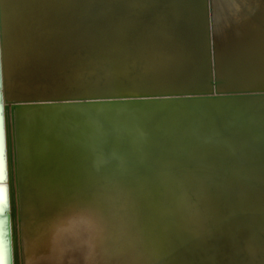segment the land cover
<instances>
[{
    "label": "bare ground",
    "instance_id": "obj_1",
    "mask_svg": "<svg viewBox=\"0 0 264 264\" xmlns=\"http://www.w3.org/2000/svg\"><path fill=\"white\" fill-rule=\"evenodd\" d=\"M216 1L217 3L212 0V28L208 0L205 1V7L201 6L200 0L4 1V13H7L4 18V28L8 35V44L5 46L4 74L8 88V100L3 99L2 108L3 120L5 117L8 119L11 156L10 182L7 187L11 189L15 209L16 240L15 247L12 246L13 264H165L168 254L172 257V253L173 258L175 256H177L175 259L179 258V261L174 259L176 263L183 264L187 263L189 258L193 261L194 256L198 257L199 247H194L196 240L201 239L202 244L206 246H208L207 243L213 245V241L216 242L215 237L213 241L211 240L212 242L209 241L212 237L209 229H213L210 227L216 221L218 223L214 225L218 227L222 241L220 242L217 238L216 233L219 232L214 228L213 235L216 236L220 245L216 246L218 249L209 245L212 250L215 249L212 251L214 253L206 246L204 248L207 251L203 248L208 254L203 252L201 255L203 258L198 257V259L202 258L200 259L202 264H256V260L264 264V206L261 207L262 209L259 208V211L254 208L261 204L259 202H263L264 194L260 189L262 183L259 185L258 182H263L264 178L262 180L259 175V180L262 181L255 180L260 188L256 187V182L253 183L255 185L251 184L255 187L248 185L261 173L260 169L254 178L256 175L254 171L259 168H251L254 167L252 159L261 164L260 167H264V145L259 144L261 140L257 141L259 145L253 143L252 138L253 130H256L255 125L257 126L259 120L257 115L264 112V104L262 105L264 98L258 95L261 98L260 102L257 96L259 92H254L256 96L253 95L252 98L251 92L248 93L251 95L250 99H243V94L241 97L232 96V94L231 96L229 94L214 96L213 94L208 99L199 96L193 100L165 99L161 101L158 99L150 103L132 101L133 103L124 102L120 109L117 108L116 101L31 108H28L27 104L57 103L60 105L74 101L34 103L13 101L22 97L100 94L125 90L128 87L138 89L141 86L144 90L201 88L200 85H206L207 80H205L207 74H203L204 70H201L200 66L201 54L204 48H212L210 40L206 45V29H209V32L212 29L214 39H221V44L226 45L229 42L226 36L230 34L225 36L224 30L228 27L229 19L234 11L232 2L228 5L230 0L229 2ZM244 1H246V3L243 2L244 4L247 2L250 3L249 5L253 4L251 5L252 10H255V6L259 4L256 8L260 7V10L257 9L256 12L250 10L252 12L248 18L245 15L249 13L243 14L241 8L242 13L238 11L243 14L242 17L239 14V16L233 14L234 17L238 16L235 20L241 19V21L238 19L239 26L234 25V20L231 21L235 28L237 27L238 32L231 27L239 33L240 37L242 36L241 38L237 36L238 40L240 38L239 41L243 40L242 44L245 42L250 43L249 46L254 44L256 51L252 53V57L248 55V58L254 59L251 62L255 66L258 62L255 64L256 55L254 54L261 51L259 47L264 48V0L257 4L253 3L254 0ZM243 3L239 2L241 5ZM21 5L24 8H26L25 5L28 6L26 13L20 11ZM251 6L246 7L250 9ZM237 8L238 6L235 9ZM17 9L20 12L17 13ZM247 9L244 10L247 11ZM253 12L255 14H252ZM252 15L254 19H251ZM243 29L245 30L242 31ZM234 35L231 36L235 38L236 35ZM243 47L244 51L248 49ZM235 50L243 55L242 49L239 51L234 48L233 51ZM252 51L251 49L250 52ZM261 53H258V57L261 55L264 57V52ZM242 57L248 60L247 56ZM261 62L260 64H263ZM261 67L264 68V64ZM244 68L247 73L246 67ZM197 69H200L202 76L198 73L199 70L196 71ZM249 69H253V66ZM187 71L195 76L198 73L200 77L196 76V78L198 77L200 81L203 79L205 82L199 83L197 80L199 84L192 87L186 85L187 82L184 84L186 79L183 81L181 75ZM257 71L254 70V75ZM259 71L264 72V69ZM260 72V76L255 75L257 79L262 75ZM219 77L222 78L223 75ZM249 77H253L252 74ZM249 77L248 81L253 84V79ZM256 78L254 80H257ZM261 78L264 80L263 77ZM258 81L255 84H260ZM239 84L243 86L244 83ZM15 90L16 93H13ZM24 93L35 96H25L26 94L23 96ZM16 105H25L21 110L19 145L16 139L17 132L14 129L16 115L13 109ZM116 119L127 122H124L126 124L125 128L123 127L124 130L120 128L122 124L117 123L120 125L119 128L117 127L119 132L122 131L121 134L117 132L120 136L115 132V126H117L115 121L119 122ZM75 121L81 122L80 127H76L72 135L68 134L67 132L71 130ZM262 121L260 122L263 123ZM261 123L259 124L263 127ZM12 129L14 131L11 133ZM260 130L263 132L264 129ZM263 133H260V136ZM2 141L0 125V145ZM38 141L42 143L39 146ZM28 143H32L36 150L35 154L27 159L23 155L29 152L28 149L26 150ZM44 145H48L49 148L43 149ZM242 160L247 161V164L248 161L253 163V165L249 163L251 166L248 168L254 172L253 175L251 174L253 177V179L250 177L251 181L248 177L245 178L247 164L243 167ZM104 164L106 166L101 169ZM240 164L242 169L238 171ZM225 168H232V172L228 169V172H231L230 175L238 172L235 178L238 181H233L232 177L227 176L230 178L229 182L226 179L224 182L240 184L239 178L241 182L243 178L239 176L243 174L245 180H249V183L247 181L241 183L248 184L239 186L242 187L240 189L247 188L243 192L239 191V187L237 188V184L234 183L237 191L240 194L243 193L240 195L241 199L239 195V199L237 198V191L233 190L235 189L234 184L229 188L227 187L229 184L225 183L228 189L224 186L221 179L223 180L225 175H220L223 176V178L220 177L221 179L218 177L219 174L216 172L219 173V170L223 172L222 169L225 170ZM19 170L20 175L30 173V177L24 179L25 184L22 183V189L20 188ZM33 170L36 175L31 176ZM98 170L101 171L98 172ZM242 170H244L243 173ZM249 171H246V174L249 173L247 176L251 173ZM213 178L214 180L218 178V185H221L219 187L223 185L222 190L225 189V193H217L221 188L217 189L218 185L212 181ZM214 187L216 191L212 192ZM226 189L234 193H227ZM226 193L229 194L234 206L230 204ZM231 193L235 195L234 200V195H230ZM189 194L194 195L195 200L197 199L195 203L201 201L199 204L203 203L204 209L205 207L215 209L216 200L225 206L223 203L228 199L227 204L232 206L229 207L226 204L217 212L218 216L214 213L217 208L213 209L214 212L209 211L208 208V212H213V215L209 214L210 217L212 216L213 219L215 216L217 220L207 217L208 214L203 211L206 216L201 215L203 213L199 212V208L194 212L200 213L201 218L197 213L188 216L187 212L190 210L186 205L189 197L190 200L192 199ZM222 194H225V199L222 198L224 201L219 200ZM37 196L48 199L45 203L48 207L45 206L46 209L38 217L35 233L29 235L31 223L28 225L25 222L31 216L33 201L38 199ZM213 197L216 198L214 205ZM236 202L242 205L243 210L239 208L240 205L235 204ZM219 204L218 208L221 206ZM244 205L246 208L251 205L249 206L252 208L251 211H255L254 208L256 212L249 213V207V210L244 209ZM228 208L231 213L226 214V210L224 213L223 210ZM186 209L188 211L184 214ZM204 209L201 208L200 211ZM244 210L249 212H244ZM235 211H238V214L243 211L253 216L250 217L249 214L246 216L243 212L242 215L237 216ZM230 214H234L237 218L241 216L242 220L248 217V220L253 218L251 220L253 224L251 225L252 222L246 220L243 224L239 218L233 216V219H237L241 225L248 226V223L251 225L250 227L245 226L246 228L240 227V223L234 221ZM181 215H187L186 217L189 218L188 220L184 218V223L186 221L189 224L187 225L189 232L199 234L195 238L190 236L188 228H185L183 232L186 224L179 221L183 220ZM244 215L245 219L242 218ZM202 216L205 217L203 220ZM207 218H210L208 219L210 222L205 220ZM204 220L210 225L205 223L209 228L206 234L209 238L204 237V240L208 241H205L206 244L202 237H199L200 234L205 236L207 232L201 227L204 225ZM232 220L234 226L236 223L235 229L233 224L231 225ZM211 221L215 222L210 224ZM181 223L184 224L183 227ZM238 223L240 226L237 227ZM214 225L212 227H215ZM198 226L200 230L203 228L201 230L203 233L198 232L200 231ZM181 228L183 231L179 230ZM138 238L142 239L141 245L137 243ZM190 239H193L195 243H191ZM24 242L26 244L23 246ZM132 242L140 245V248L138 249L139 246L136 248ZM201 242L197 241L196 245L198 246ZM145 243L148 245L147 250L150 246L158 252L147 253ZM199 249L203 250L202 247ZM192 250H196L193 251L196 253L191 252ZM159 252L167 254L160 255ZM152 254H159L163 258L168 256L164 260L154 255L157 259L155 261L151 257ZM173 258L168 257L169 260L174 261ZM158 260H164V263L163 261L159 263ZM195 260L194 264H196ZM199 262L198 260L197 263ZM0 264H6V249L1 235Z\"/></svg>",
    "mask_w": 264,
    "mask_h": 264
},
{
    "label": "rangeland",
    "instance_id": "obj_2",
    "mask_svg": "<svg viewBox=\"0 0 264 264\" xmlns=\"http://www.w3.org/2000/svg\"><path fill=\"white\" fill-rule=\"evenodd\" d=\"M208 1H209V0H208ZM225 1H226V2H229V0H228V1H227V0H223V2H225ZM238 1H239L240 3H243V2L246 3V1H244V0H243V1H242V0H238ZM238 1H232V0H230V2L228 3V5H229V4H231V2H232V4H231V5H232V9H234L233 14H235V15H238V14H239V15L241 16V15H243V14L249 13V14L245 15V16H248V15L251 14L252 11L256 12L257 9L260 8V7H259V8H256V6L259 5V4H257V3H260L261 0H260L259 2H256V1H258V0H256V1H255V0L253 1V0H252L253 3L255 2V3L257 4V5L255 4L256 6L254 5L255 8L253 7L255 10H252V6H253V4H251V5H252V6H251V5H249L250 3L247 2L248 5H247V4H244V3L241 5V4H239ZM213 2H216V3H217L216 0H213ZM234 2H236V3H238V4H235ZM250 2H251V1H250ZM219 3H222V2H219ZM251 3H252V2H251ZM234 5H235V6H234ZM236 5L238 6L237 9H235V8L237 7ZM244 5H245V6H244ZM246 6H247V7H250V6H251V8H250V9H249V8L247 9ZM20 7H22V5H21ZM25 7H26V8L22 7V9L20 10V11H22V13H23V11H24V12H25V11L27 12V8H28V6L25 5ZM244 7H246V8H244ZM23 8H24V9H23ZM241 8H242L243 14H241V13H242L241 10H240ZM244 9H247V11L244 10ZM238 10H239L241 13H240ZM250 10H252V11H250ZM259 10H260V9H259ZM20 11H18V9H17V13L20 12ZM235 11H237V12H239V13H236ZM244 11H245V12H244ZM248 11H249V12H248ZM26 12H25V13H26ZM254 12H253L252 14H255ZM233 14L231 15L232 17L235 16V15H233ZM15 15H16V13H15ZM239 15H238V16H239ZM238 16H236V17H238ZM232 17H230L231 19H229L228 27L225 28V30H224V35H225V36L228 35V33L230 34L229 36H226V37L228 38L227 40H229V42L227 43L228 45H227V44H226V45L221 44V43H222V42H220L221 39H219V40L216 39V40H215V47H216V51H217V59H218V61H219V62L217 61V71H218V73H220V74H219L220 76L223 75V77H222V78L220 77V78L225 80V83H224L225 86H224V85H222V86H224V87H227L228 85H229L228 87H232V86H235V87H236V86H242L241 84H239L240 82H242V83H244V84L247 83L248 85H250L251 81H248V77H249L251 74H252L253 77H249V78H250V79H251V78L253 79L252 82H253V84L255 85V83L259 80V78H261V77L264 78V72H262V71L260 72V71H259L260 69H264L263 67H261V66H263V64H264V57L261 55V54L264 52V51L262 52V49L264 50V48L259 47V50H261V51L258 52V53H261V52H262V53L260 54V55H261L260 57H261L262 59H261L260 57H258L259 54H258L257 52H255L254 55H256V57H257V58H256V57L254 56V57H255V64H256L257 62H258V64L254 66L253 62H251V61H253L254 59L252 58L253 60H251V58H248V55H250L249 57H252V56H253L252 53H253L254 51H256V50H255V47H253L254 44H251L252 46H249L250 43H249V44L246 43L245 40H244L245 43L243 42L244 44H242V41H243V40H242V41H239L240 38H241L242 36L240 37V36L238 35L239 33H237L238 30L236 29L237 27L235 28V26H236V24L239 26L238 21H239V20L241 21V19L238 18L239 20H238V19L235 20L236 17H234V19H233ZM241 17H242V16H241ZM249 17H250V16H248V18H249ZM253 17H254V16L252 15L251 19H252ZM253 19H254V18H253ZM232 20H234L233 22H234V25H235V26H234L233 23L231 22ZM253 21H254V20H253ZM230 22H231L232 24H231ZM231 26H232L235 30H237V32H236L235 30H233V28H232ZM229 27H230V28H229ZM245 28H246V27H245ZM238 29H239V27H238ZM230 30H231V32H230ZM244 30H245V29H243L242 31H244ZM227 31H229V32H227ZM240 31H241V30H240ZM234 34L236 35L235 38H233V36H231V35H234ZM235 35H234V36H235ZM237 36L240 37L239 40H238V37H237ZM231 37H232V38H231ZM229 38H231V39H229ZM234 39H235V42H234ZM236 39H237L238 41H237ZM217 40H218V43L216 42ZM232 41H233V42H232ZM230 42H232V43H230ZM236 42L239 43V44L237 45ZM235 43H236V44H235ZM232 44H233V45H232ZM247 44H248V46H249L250 48H248V46H246ZM227 46H228V47H227ZM229 46H230V47H229ZM243 46H245V48L247 47L248 49H246V50L244 51V50H243V49H244ZM256 47H257V45H256ZM230 48H231V50H230ZM234 48L239 49V51H241L240 49H242V51H244V52H243V55H245V57L247 56L248 60L242 57L243 55H242L241 52L239 53V52L236 51V50H235L236 52L233 51ZM260 48H261V49H260ZM205 49H206V50H205ZM210 49H212V48H210ZM232 49H233V50H232ZM249 49H250V50H249ZM251 49L253 50L252 52H250ZM247 50H249V51L246 52ZM259 50H257V51H259ZM206 51H207V47L204 48V51H203V53L201 54V55H202V56H201L202 59H201V65H200V66L202 67V68L200 67L201 70H202V69L204 70V71H203V74H204V75L207 74V69H208V67H207V66H208V62H207V61H208V58H206ZM218 51H219V52H218ZM249 52H250L251 54H250ZM221 53H222V54H221ZM229 53H230V54H229ZM237 53H238V54H237ZM245 53H246L247 55H246ZM203 54H204V55H203ZM239 54L241 55L242 60H241V57L239 58ZM263 55H264V53H263ZM258 58H260V59H258ZM220 59H221V60H220ZM228 59H230V60H228ZM243 59H245V61H244ZM225 60H227V61L225 62ZM256 60H257V61H256ZM259 60H261V61L263 60L262 62L260 61V62L263 63V64H260ZM209 61H210V58H209ZM246 61H247V62L249 61V63H247ZM203 62H204V63H203ZM210 62H211V61H210ZM245 62H246V64H248L247 66H245V65H246ZM232 63H233V64H232ZM242 63H243V64H242ZM203 64H204V65H203ZM235 65H236V66H235ZM237 65H239V66H237ZM250 65H251V66H250ZM259 65H260V67L257 68L256 66H259ZM203 66H204V68H203ZM205 66H206V67H205ZM243 66L246 67V69H247L246 72H247V73H245V70H244L245 68H244ZM248 66H250V67H248ZM252 66H253V69L250 70L249 68H251ZM247 67H248V68H247ZM254 67H255L256 69H254ZM205 68H206V69H205ZM241 68H243V69H241ZM238 69H239V70H238ZM198 70H199L198 73H200V76H202V74H201L202 72L200 71V69H197L196 71H198ZM229 70H230V71H229ZM252 70H253V71H252ZM254 70H255V72H256V70H258L257 73L255 74L256 76L259 75V72H260V74L262 73L263 76L261 75V77H258V79H257L256 76L254 75V73H255ZM243 71H244V72H243ZM227 72H228V73H227ZM249 72H250L251 74H250ZM252 72H253V73H252ZM194 73H196V72H194ZM198 73H196V76L199 75ZM229 73H230V74H229ZM185 74H186V75H185ZM197 74H198V75H197ZM244 74H245V76H244ZM246 74H249V75L246 76ZM183 75H184V77H183ZM204 75H203V76H204ZM230 75H231L232 77H229ZM189 76H190V77H189ZM196 76H195L194 74L192 75V72H191V74H190V72H188V71H187V72H184V73L181 75L183 81H185L184 79H186V81L184 82V84H186V82H187L188 84H186V85H189V86L191 85V87H192L193 85H196V84H197V82H196V81L198 80L197 78L200 77V76H198L197 78H196ZM234 76H235V77H234ZM254 76H255V77H254ZM259 76H260V75H259ZM14 77H15V76L13 75V78H14ZM187 77H188V78H187ZM194 77H195L196 80H195V79H191V78H194ZM205 77H206V75H205ZM225 77H226L227 79H228V77H229V79L227 80ZM202 78H204V77H202ZM255 78H256L257 80H254ZM199 79H200V78H199ZM231 79H232V80H231ZM243 79H244V80H243ZM205 80H206V78H205ZM226 80H227V82H226ZM230 80H231V81H230ZM239 80H241V81L239 82ZM245 80H247V82H246ZM261 80H263V79L261 78V79L259 80L260 83H262V82L264 83V80H263V81H261ZM259 81H258V82H259ZM198 82H199V83H201V82L204 83L205 81H203V79H202V81L198 80ZM248 82H250V83H248ZM199 83H198V84H199ZM198 84H197V85H198ZM244 84H243V85H244ZM247 84H246V85H247ZM251 84H252V83H251ZM257 84H258V83H257ZM197 85H196V86H197ZM204 86H205V84H204ZM204 86H203V85H202V86L200 85L201 88L204 87ZM13 93H16V90L13 91ZM102 93H103V92H102ZM249 93H250V92H249ZM256 93H257V92H256ZM262 93L264 94L263 91H260L259 93H257V96H258V95H259V96H262V99H263L264 96H263ZM25 94H26V95H25ZM250 94H252V96H251ZM250 94L247 93V95L245 96V93H244L243 96H242L243 99H244V98H245V99H246V98H249V99H250V96H251V98L254 97V96H256V94H255L254 92H251ZM22 95H23V96H24V95H25V96H27V95H28V96H33L34 94H27V93H24V94H22ZM218 95H221V94H214V96H218ZM223 95H226V94H223ZM229 95L231 96V94H229ZM233 95H234V96H240V97H241L242 94H241V95L232 94V96H233ZM253 95H254V96H253ZM20 96H21V95H20ZM34 96H35V95H34ZM244 96H245V97H244ZM247 96H248V97H247ZM259 96H258V97H259ZM22 98H23V97H22ZM25 98H26V97H25ZM255 98H256V97H255ZM259 99H260V102H261V98H260V97H259ZM118 102H119V101H116V103H117V105H118L117 108L120 109V106H121L124 102H122V103H121V101H120L119 103H118ZM134 102H135V101H134ZM15 103H16V102H15ZM17 103H18V102H17ZM19 103H20V102H19ZM21 103H22V102H21ZM24 103H26V102H24ZM125 103H126V102H125ZM131 103H133V102L131 101ZM263 104H264V99L262 100V105H263ZM259 105H260V104H259ZM262 105H260V107H262ZM260 107H259V108H260ZM263 107H264V105H263ZM263 107H262V108H263ZM263 110H264V109H263ZM118 111H119V110H118ZM257 112L259 113V109L257 110ZM260 112H262V109H261V108H260ZM258 113H257V114H258ZM259 114H260V115H257V116H258L257 118H258L260 121L263 120V121H262L263 123H261L259 120L257 121L258 124H257V126L255 125L256 130H253L254 133L252 134V138H253V143H257L258 140H259V141L261 140V141L259 142V144L262 146V144L264 145V141L262 142V140H264V139H263V135H264L263 132H264V130H263V132H262L260 129H264V128H263L264 126L262 127V125H260L259 123H261V124L264 125V118H262V117H264V112H263V113H259ZM262 115H263V116H262ZM261 116H262V117H261ZM118 118H120V117H118ZM261 118H262V120H261ZM116 120H118V119H116ZM121 120H122V119H121ZM118 121H119V122L115 121V123H116L115 125H117V123H118V124H122V125H121V127H120V125H117V126H115V128L118 130V128L120 127L121 130H124V128H125V126H126V124H124V122H125L126 120H125V121H120V119H119ZM127 121H128V120H127ZM121 122H122V123H121ZM125 123H127V122H125ZM123 124H124V126H123ZM118 126H119V127H118ZM258 126H259V127H258ZM260 126H261L262 128H261ZM117 127H118V128H117ZM123 127H124V128H123ZM15 128H16V126H14V129H15ZM259 128H260V129H259ZM116 129H115L116 134L120 136V134L122 133V131L119 132L120 130L117 131ZM257 130H258V131H257ZM13 131H14V130L12 129V130H11V133H12ZM259 131H260V132H259ZM117 132H119L120 134L117 133ZM256 133H258V134H256ZM260 133H263V135L261 134V136H260ZM254 135H255V136H254ZM256 136H257V137H256ZM117 137H118V136H117ZM259 137H260V138H259ZM261 138H262V139H261ZM261 143H262V144H261ZM259 144L257 143V145H259ZM263 147H264V146H263ZM263 147H262V148H263ZM247 153H248V152H247ZM250 154H251V153H250ZM248 155H249V153H248ZM251 156H252V155H251ZM252 158H253V157H252ZM249 159H250V158H249ZM249 159H247V160H249ZM243 160H245V159H243ZM243 160H242V161H243ZM250 160H251V159H250ZM252 161H254V162H253V163H254V167H251V168H255V167H256V168H259V169H256L257 171H256V170L254 171V172H256V175H254V178L257 176V174L259 173V170L261 169V170H260L261 173H259L258 176H257V177H258V178H257L258 180H257V179H253V177L251 176V174L253 175L254 172L251 170V168L248 169L251 165H253ZM252 161H248V164L246 163L247 161H246V162L243 161V164L245 163L244 165L242 164L243 167H245V165L247 164V165H246V168H247V169H246V170L244 169V170H245V176H246V177L244 176V174H243V176L239 174V175H240L239 177L243 178V181L241 182V181H240V178L238 177V178H239V182H240V184L237 183V182H233V181H238L237 179L235 180V178H237L236 175H237L238 172H233V174L230 175L231 172H232V168H225V170L227 169L226 171L222 169L223 172H224V171L226 172V173L224 172L225 174L219 170V173H218V171L216 172L217 174H219V176H218L217 174H215V175L218 176L219 178L221 177L220 175H225V176H226V177L224 176L225 178H223V176L221 177V178H223V180L220 178L222 182H224L225 179L228 181V179H230V178L232 177V179H231V180H233V181H232V182H233L232 184H234V183L237 184V186H236V184H234L233 187H234L236 190H235V189H233V190H234V191H237V190L239 189V191L241 190V192L246 191V189H247L246 187H247L248 185L251 186V187H255V186H252V185H255V184H253V183L256 182V181H262L263 178H264V174H263V172H264V171H263V170H264V167H263V166L260 167L261 164H258L257 161L255 162L254 159H252ZM241 163H242V162H241ZM249 163H250V164L252 163V164L250 165ZM256 163H257V164H256ZM255 165H258V166H255ZM228 169H230L231 172H228ZM239 169H240V170H238V171H241V169H242V168H241V164H240V168H239ZM262 169H263V170H262ZM244 170H242V173H243ZM247 170H248V171H249V170L251 171V173H250L249 176H247L249 173L246 174V173H247V172H246ZM235 171H236V169H235ZM250 171H249V172H250ZM220 172H221V174H220ZM227 172H228L229 174H228ZM252 172H253V173H252ZM234 173H236V174H234ZM240 173H241V172H240ZM242 173H241V174H242ZM226 174H228V175H226ZM233 175H234L235 177H234ZM259 175H261V179H262V180H259V178H260ZM216 176H214V177H216ZM227 176H229L230 178H227ZM244 177H245L246 179H247V177H248V178L250 179V181H251V178H250V177H252V179H253L254 181H253V182L251 181L250 184H248V183H249V182H248L249 180H248V181L245 180ZM233 178H234V179H233ZM216 179H217V180H216ZM231 180H230V181H231ZM241 180H242V179H241ZM255 180H256V181H255ZM212 181H213V182L215 181V184L218 185V178H215V180H214V178H213ZM216 181H217V183H216ZM227 181L224 182L223 184H224L225 187L227 186V185H225V183H226V184H229L227 187L230 188V185H232V184L228 183L229 181H228V182H227ZM246 181L248 182V183H246V184H248V185L245 187L246 189H245V190H244V189H240V188H242V187H239L240 185H243V186L246 185V184H241V183H245ZM222 182H221V184H222ZM219 183H220V180H219ZM260 183H262V185H261ZM251 184H252V185H251ZM256 184H257V182H256ZM258 184L261 185V188H260V186H258ZM258 184L256 185V187H259L260 189H262V190H263L262 193L264 194V187L262 188V186H264V180H263V182H258ZM219 185H220V184H219ZM219 185L217 186V189L220 190V188H221V190H220V191H217V193H218V192H224V193H225V189H223L224 191L222 190L223 185H222V187H219ZM215 186H216V185H215ZM220 186H221V185H220ZM235 186H236L237 188H238V187H239V188L237 189ZM249 186H248V189H249ZM218 187H219V188H218ZM227 187H226V188H227ZM231 187H232V186H231ZM21 188H22V187H21ZM215 188H216V187L212 188V192H213V191H214V192L216 191ZM243 188H244V187H243ZM213 189H214V190H213ZM227 189H228V188H227ZM227 189H226V191H227ZM260 189H259V190H260ZM229 190H230V189H229ZM229 190H228V191H229ZM231 190H232V188H231ZM228 191H227V193H230V192L234 193V191H230V192H228ZM260 191H261V190H260ZM237 192H238V191H237ZM237 192H236L237 198H238V195H239V196H240V195H243V193L240 194V192H238V193H237ZM227 193H226V195H227ZM232 193H231L230 195H234V194H232ZM244 193H245V192H244ZM214 194H215V193H214ZM214 194H213V195H214ZM189 195H190V194H189ZM223 195H224V196H223ZM228 195H229V194H228ZM228 195H227L226 197L229 198ZM46 196H47V195H46ZM46 196H45V197H46ZM190 196H191V198H192L193 200L191 199L192 202H191V204H190V201H191V200H190V197H189V201H188V203H187L186 206H187V208L189 207V210H190V211L192 210L193 212H191V213H190V211L187 212L188 210L186 209V210L184 211V214L187 212V213H188V214H187L188 216H191V215H189V214L195 213L194 211L197 210V208H199L198 210H199L200 213L205 212L206 214H208L207 217H208V216L210 217V215H213V212H214V210H215L216 208L218 209V211H217V209H216V211H215L214 213H217V212H219V210L223 209V208L226 206L227 202H228V199L225 200L226 202H224V203L222 202L225 206H222V205H221V202H219V203H220V204H219V203H218V200H216V198H218V196L215 194L216 198H214V197H215V196H214V197H213L214 199L212 200V201L215 202V203L213 202V205L216 204V201H217V205H214L215 209H214L213 207H211L212 209H210V207H208L210 210L207 208L209 211H211V210L213 211V212L211 213V212H208V210L206 209V207H205V209L203 208V205H204L203 203H202V205L199 204V203H201V201H200L199 199H198V200H199L200 202H196V203H198V204H196L195 201H197V199L195 200V197L193 198L194 195H193V196L190 195ZM220 196H221V195H220ZM224 197H225V194H222V197H220L221 199H219V200H220V201H222V200L224 201V199H225ZM231 197L233 198V196H231ZM37 198H38V199H35V201H33V208H32L31 216H30V218L25 222V223H27L28 225L31 223V227H30L31 229H29L30 231H28V234H29V235H33V233H35L34 230H36V227H37L38 217H40V215H41V214L44 212V210L48 207V205L45 204L46 202H48V199L46 200V198H42V197L39 198V196H37ZM48 198H49V197H48ZM222 198H224V199H222ZM234 199H235V195H234L233 200H234ZM238 199H239V198H238ZM240 199H241V196H240ZM37 200H38V201H37ZM44 200H45V202H43ZM215 200H216V201H215ZM229 200H230L229 202H230V204H231L232 201H231L230 198H229ZM236 201H237V200H236ZM262 201H263V202H259V203H261V204H258V207H257V206L254 207V208H256L258 211H259V208H261L262 206H264V205H262V204H264V198H263ZM36 202H37V203H36ZM49 202H50V200H49ZM237 202H238V201H237ZM237 202H236L235 204L240 205V204L237 203ZM42 203H43V204H42ZM192 203H195V204H192ZM40 204H41V205H40ZM188 204H189L190 206H189ZM218 204H219V206L221 205L220 208H218ZM194 205H195L196 207H194ZM197 205H198L199 207H198ZM227 205H228V204H227ZM232 205L234 206V203H232ZM232 205H231V206H232ZM238 205H237V209H238V207H239ZM37 206H39V207H38L39 209L37 208ZM43 206H44V207H43ZM45 206H46V208H45ZM201 206H202V207H201ZM205 206H206V205H205ZM228 206L231 207L230 205H228ZM228 206H227V207H228ZM249 206H251V205H249ZM249 206H248V207H249ZM259 206H260V207H259ZM190 207H191L192 209H191ZM227 207H226V208H227ZM241 207H242V205H240L239 208L241 209ZM244 207H245L244 209H248V207L246 208V205H244ZM36 208H37V210H35ZM41 208H42V209H41ZM185 208H186V207H185ZM201 208L204 209V210H201V211H200ZM232 208H233V207H232ZM232 208H231V209H232ZM234 208H236V206H235ZM242 208H243V207H242ZM254 208H253V210H255V211H251L252 208L249 207L250 212H249V211H246V210H244V212H249V213L253 214L252 212H256V209H254ZM213 209H214V210H213ZM229 209H230V208H228V209H224L223 212H224V213L227 212L226 214H228V212H229L228 210H229ZM237 209H235V210H237ZM249 209H248V210H249ZM261 209H262V208H261ZM263 209H264V208H263ZM206 210H207V211H206ZM225 210H226V212H225ZM238 210H239V209H238ZM241 210H243V209H241ZM37 211H38V212H37ZM42 211H43V212H42ZM202 211H203V212H202ZM233 211H234V209H233ZM35 212H36V213H35ZM207 212H208V213H207ZM220 212H221V211H220ZM223 212H221V213L223 214ZM235 212L237 213L238 211H235ZM242 212H243V211H242ZM242 212H239V214H238V213H237V214L235 213V214H236L237 216L240 215V214L242 215ZM244 212H243V213H244ZM182 213H183V212H181V214H182ZM196 213H197V211H196ZM196 213H195V215H196ZM200 213H197V214L199 215ZM221 213H220V214H221ZM229 213H231V210H230ZM233 213H234V212H233ZM249 213H244V214H245L246 216H248L247 214H249ZM36 214H37V215H36ZM38 214H39V215H38ZM206 214L203 213V214H201V215H205V216H206ZM209 214H210V215H209ZM218 214H219V213H217V215H215V216H218ZM226 214H225V215H226ZM251 214H249L250 217L253 216V215L251 216ZM187 215H186V216H187ZM192 215H194V214H192ZM223 215H224V214H223ZM231 215H232V216H231ZM245 215H244L242 218H244ZM186 216H185V215H184V216L181 215L180 217H182L181 219H183V220H179V221H182V222L184 223V220H185V219H187V220L189 219V218H187ZM215 216L213 217V219L216 218ZM233 216H234L235 218H237V216H235L234 214H230V217H231L232 219L234 218ZM31 217H32V218H31ZM185 217H186V218H185ZM199 217L201 218L200 215H199ZM35 218H36L37 220H36ZM184 218H185V219H184ZM204 218H205V217L202 216V220H203ZM210 218L212 219V216H211ZM210 218H207V219H205V220H208V219H210ZM238 218H239V221L241 220L240 222H242L243 224H245L246 221H248V222H252L251 220L253 219V218H252V219H249V220H248L249 217H248L247 219L244 218V219L246 220V221H245V220H242V219H241V216L238 217ZM238 218H237V219H238ZM213 219H212V220H213ZM237 219H233V220L239 222ZM200 220H201V219H200ZM205 220H204V225H205V223L207 224V222H210L209 220H208L207 222H206ZM214 220H217V218L214 219ZM233 220H232L231 225L233 224V226H234V222H233ZM29 221H30V222H29ZM34 221H36V222H34ZM253 221H254V220H253ZM33 222H34L35 224H34ZM177 222H178V218H177ZM214 222H215V221H211L210 224H212V223H214ZM216 222H217V221H216ZM216 222H215L214 224L217 225L218 222H217V223H216ZM240 222H239V223H240ZM244 222H245V223H244ZM248 222H247V223H248ZM179 223H180V222H179ZM201 223L203 224L202 221H201ZM239 223H238L237 227L241 225V223H240V225H239ZM181 224H182V223H181ZM184 224H186V225L184 226ZM184 224H182V227L184 226V227H183V230H184V231L182 230V228L179 229V230H182L183 232H185V228H186V229L188 228V232H189V231H190V230H189V227H187V225L189 226V224H187L186 221H185ZM202 224H200V225H202ZM208 224H209V223H208ZM208 224H207V225H208ZM214 224H213V225H214ZM243 224H242L240 227H245V226H246V225H243ZM250 224L252 225L253 222L250 223ZM250 224L248 223V226H249V227L251 226ZM25 225H26V224H25ZM34 225H35V226H34ZM200 225H199V226H200ZM204 225H202L201 227H203L205 231H206L207 229H209L208 226H210V225H208V226H207V225L204 226ZM213 225H212V226H213ZM26 226H27V225H26ZM33 226H34V227H33ZM199 226H198V230H200V229H199ZM212 226L210 227V228H213L212 230L217 229L216 231L219 232V231H218L219 229H218L217 226H215V225H214L215 227H212ZM235 226H236V223H235ZM235 226H234V229H235ZM248 226H246V227H248ZM32 227H33V228H32ZM201 227H200V228H201ZM205 227H206V228H205ZM246 227H245V228H246ZM179 228H180V226H179ZM203 228H202V229H203ZM214 228H215V229H214ZM202 229H201V230H202ZM236 229H238V228H236ZM201 230L198 231V232H202ZM204 230H203V231H204ZM212 230L209 229V232L211 231V233H212V234H211V235H212V237H211L212 239L210 238L209 241H211V240L213 241V239H214L213 237H215L214 240H215L216 242L213 241V245H210L211 243L209 244V243H207V242H208L207 240H204V237L209 238V237H207V235H206V234L208 233V230H207V232H205V236H203V235L201 236V234H200L199 237H200V238L202 237V239L204 240V243H205V244L207 243L208 246L202 244L203 242H201V239H199V238L197 237V239H199V240H196L195 242H196V243H197V241H198V242H201V243H198V246L196 245V243L194 242L193 239H190V240H191V243H192V242H193V244L195 243L194 247H199V248L202 247V249H203V248L206 246V248L209 249L211 252H212V251H215V249L212 250V248H210L209 245L212 246V247L214 246V248L218 249V247H216V246H218V244L220 245V243H219L218 239H216V236L213 235V234L215 233V231H212ZM33 231H34V232H33ZM238 231H239V229H238ZM186 232H187V230H186ZM213 232H214V233H213ZM189 233H190V236H191V237L194 236L193 238H195L196 235H199V234H195V233H193V232H192V233L189 232ZM202 233H203V232H202ZM238 233L240 234V232H238ZM194 234H195V235H194ZM239 234H238V235H239ZM211 235H210V236H211ZM216 235H217V238L220 239V237H221L220 232H219V233H216ZM218 235H219V236H218ZM188 236H189V234H188ZM190 236H189V238H191ZM208 236H209V234H208ZM239 237H240V236H239ZM138 239H139V238H138ZM138 239H137V240H138ZM221 239H222V238H221ZM221 239H220V242L222 241ZM137 240H136V241H137ZM203 240H202V241H203ZM138 241H139V242H138ZM138 241H137V243L141 245V243H142V242H141L142 239H139ZM205 241H207V242H205ZM212 241H211V242H212ZM140 242H141V243H140ZM132 243H133V245H134L136 248H137V246H139L138 249L140 248V245H138V244H136V243H134V242H132ZM216 243H217V244H216ZM25 244H26V243L24 242L23 246H24ZM214 244H215V245H214ZM144 245L146 246V251H147V253H148V252H151V253H152L153 251H154V253H157V252H158V251H156V250H153L150 246H149V248H148L149 250H147V246H148V245H146V243H145ZM202 245H203V246H202ZM143 248H144V249H143ZM143 248H141V249L145 250V247H143ZM199 248H198V251L200 250V251H201V254H200V251H199V252L197 251V253H198V257L201 256V255L203 254V252H204L205 254L207 253V252H205V251H207L206 248H204L205 251H204V249L201 250V249H199ZM141 249H140V250H141ZM194 249L197 250V248H194ZM196 250H192L191 252L196 251ZM155 251H156V252H155ZM208 252H209V251H208ZM164 253H165V255L167 254L166 252H164ZM164 253L161 254V253L159 252L160 255H164ZM193 253H196V252H193ZM212 253H214V252H212ZM212 253H211V254H212ZM244 253H245V252H244ZM244 253H243V254H244ZM159 254H158V255H157V254H154V255H155V256H158V258H159V257H160ZM189 254H192V253H189ZM199 254H200V255H199ZM207 254H208V253H207ZM209 254H210V253H209ZM149 255H150V254H149ZM152 255H153V254H152ZM154 255L151 256V257H153V258L155 259V261H157V259L155 258ZM168 255H169V256H168ZM168 255H167V256H168L169 258H171V259L173 258V253H172V257H170L171 254H168ZM193 255H194V254H193ZM167 256H166V257H167ZM174 256H175V255H174ZM190 256H192V255H190ZM245 256H246V255H245ZM166 257L164 256V258H163V256H162V257H160V258H162V259L165 260ZM168 257H167V260H166L168 263L165 262V264H170V261H171L172 263L175 262V264L178 263V262L176 263V261H177L179 258H178V259H175V257H177V256H175V257L173 258V260L175 259L176 261H175V260H174V261L169 260ZM196 257H197V256H196ZM196 257L194 256L195 259H196ZM198 257H197V259H198ZM201 257L203 258V256H201ZM246 257H247V256H246ZM246 257H245V258H246ZM188 258H189V257H188ZM194 258L192 257V260H193ZM202 258H200V259L202 260ZM190 259H191V258L188 259V262H189V263H190V262L193 263L194 260H195V259H194L193 261H191ZM200 259H198V260L201 262V263L199 262V264H202V261H201ZM160 260H161V259H160ZM160 260H158L159 263H161L162 261H163V263H164V260H162V261H160ZM168 260H169V261H168ZM189 260H190V261H189ZM198 260H197V262H198ZM178 261H179V260H178ZM256 261H257L256 264H260V263H258V260H256ZM180 262H181V261H180ZM188 262H187V263H188ZM197 262H196V260H195V263H196V264H198ZM205 262H206V261H204V263H205ZM172 263H171V264H172ZM187 263H183V264H187ZM189 263H188V264H189ZM161 264H162V263H161ZM173 264H174V263H173ZM193 264H194V263H193Z\"/></svg>",
    "mask_w": 264,
    "mask_h": 264
},
{
    "label": "water",
    "instance_id": "obj_3",
    "mask_svg": "<svg viewBox=\"0 0 264 264\" xmlns=\"http://www.w3.org/2000/svg\"><path fill=\"white\" fill-rule=\"evenodd\" d=\"M4 1L0 0V125H1V133H2V146H3V158H4V165L6 171V178L0 180V186H8V182H10V173H11V156L9 153L10 143H9V132L7 127L8 119L5 117L3 120V99L8 100V88L6 84V77L4 74V58H5V46L8 44V35L6 28H4V18L7 16V13H4ZM206 0H200L201 6L205 7ZM210 7V26L212 28L213 23V4L212 0H209ZM205 9V8H204ZM206 14V13H205ZM211 32V33H210ZM209 32V29H206V45L208 44L209 40L212 42V49L207 48L206 51V58H208V69H207V80L206 85L202 88H162V89H149L144 90V88L139 87L138 89H130L129 87L125 90L119 91H110L106 93H94V94H80V95H70V96H48V97H29V98H20L14 99L13 101L19 102H56V101H74V102H65L62 104L57 103H44V104H27L28 108L34 106H76L81 105L84 103H111L114 101H122V102H131V101H145L150 103L152 100L161 101L165 99H182V100H193L197 99V97H206L207 99L210 98L213 94H237L241 95L244 93L249 92H260L264 91V83L255 84V85H243V86H232V87H224L225 80L221 79L217 71V51L215 47V37L213 30ZM212 35V36H211ZM211 38V39H210ZM210 42V43H211ZM210 58V61H209ZM224 85V86H222ZM76 101V102H75ZM86 101V102H84ZM88 101V102H87ZM25 106V105H23ZM21 105H16L13 109L14 114L16 115V139L17 145H19L20 141V126H21V110L24 109ZM6 115V114H4ZM81 122H74L71 126V130L67 132L71 135L74 133L73 130H76V127H80ZM106 124V123H104ZM40 141H38L37 145L39 146ZM43 149L47 150L49 148L48 145L42 146ZM28 149L29 152H26L23 156L25 158H29V156H33L35 154V146L32 143H28L26 150ZM107 150V148H106ZM21 158V156H20ZM20 163V162H19ZM20 165V164H19ZM106 165L101 168L103 169ZM101 171V170H100ZM98 170V172H100ZM28 174V175H27ZM36 175L35 170L32 171L31 176ZM19 176H21L20 180V188L22 187V183L25 184L24 179H28L30 177V173H21L19 170ZM25 177V178H23ZM30 180V179H29ZM28 183V182H27ZM26 183V184H27ZM8 188V187H7ZM22 189V188H21ZM11 190V189H10ZM8 189V205L7 207L0 210V228L1 232L0 235L2 236L3 244L6 249V264H13V248L15 247V209L13 207V201L11 196V191Z\"/></svg>",
    "mask_w": 264,
    "mask_h": 264
},
{
    "label": "snow or ice",
    "instance_id": "obj_4",
    "mask_svg": "<svg viewBox=\"0 0 264 264\" xmlns=\"http://www.w3.org/2000/svg\"><path fill=\"white\" fill-rule=\"evenodd\" d=\"M6 178L2 145H0V179ZM8 205V188L0 186V210Z\"/></svg>",
    "mask_w": 264,
    "mask_h": 264
}]
</instances>
